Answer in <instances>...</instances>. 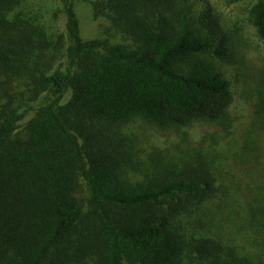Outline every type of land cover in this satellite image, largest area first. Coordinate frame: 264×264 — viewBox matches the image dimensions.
I'll use <instances>...</instances> for the list:
<instances>
[{
  "label": "trees",
  "instance_id": "16d2710c",
  "mask_svg": "<svg viewBox=\"0 0 264 264\" xmlns=\"http://www.w3.org/2000/svg\"><path fill=\"white\" fill-rule=\"evenodd\" d=\"M211 1L96 0L113 35L84 39L63 0L65 38L53 41L9 25L19 0H0V264H264V206L246 217L251 231L229 221L237 243L252 241L237 245L200 162L142 157L129 131H228L239 44L218 35ZM248 23L264 40V0ZM255 84L252 124L264 127V67Z\"/></svg>",
  "mask_w": 264,
  "mask_h": 264
},
{
  "label": "rangeland",
  "instance_id": "374dc122",
  "mask_svg": "<svg viewBox=\"0 0 264 264\" xmlns=\"http://www.w3.org/2000/svg\"><path fill=\"white\" fill-rule=\"evenodd\" d=\"M67 1L76 12L80 35L84 39L110 38L113 35L105 21L93 17L91 5L96 0ZM257 1L245 0L236 5H226L213 0L212 7H205L204 10L211 11L213 20L219 26V36L224 34L239 44L234 55L239 66L237 73L231 69L226 73L233 84L234 95L232 118L227 132L205 124L194 125L180 133L159 132L141 121L129 127L142 157L153 150H160L170 157H177L180 165L186 161L191 163L193 159V163L198 160L201 168L215 182L213 191L216 213L222 210L220 216L226 222L238 220L236 226L240 228L242 225V233L252 230L249 220L245 221L246 217L250 214L259 217L257 207L264 206V127H261L260 120L256 125L252 124L257 118L252 105L257 98L255 83L259 70L264 67V40L256 36L248 23L250 8ZM63 9V0H19L18 7L8 17L9 25L19 20L40 27L47 39L54 41L58 35H64L65 38L66 15ZM235 199L240 201L242 207L234 203L228 209L226 205ZM201 213L203 218L209 216L208 209ZM208 223L209 229L212 226L209 219ZM227 225L220 230L223 237L230 235L229 239L237 245L245 248L251 246L252 241L245 238L243 243H237L236 240L242 238L234 235L235 229L230 226V222ZM213 229L217 231L214 226ZM86 237L88 234L85 231L82 238Z\"/></svg>",
  "mask_w": 264,
  "mask_h": 264
}]
</instances>
